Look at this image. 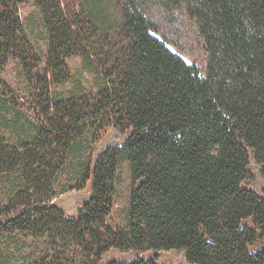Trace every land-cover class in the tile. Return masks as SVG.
Returning a JSON list of instances; mask_svg holds the SVG:
<instances>
[{
    "label": "trees",
    "instance_id": "1",
    "mask_svg": "<svg viewBox=\"0 0 264 264\" xmlns=\"http://www.w3.org/2000/svg\"><path fill=\"white\" fill-rule=\"evenodd\" d=\"M29 2L48 39L45 58L20 13ZM166 5L199 21L205 70L158 35L141 0H124L127 44L100 53L106 0H86L83 10L66 0H0V75L18 60L40 106L37 122L21 116L0 78V264H159L160 251L172 249L192 264H264V195L248 184L254 167L264 177V0ZM76 55L95 89L75 82L68 60ZM70 82L67 95L54 89ZM107 127L125 140L96 153ZM125 160L132 188L119 226ZM66 175L72 184L60 187ZM90 179L92 195L67 215L54 199ZM16 233L44 240V251L15 260L28 242L2 240ZM111 249L127 260L104 262Z\"/></svg>",
    "mask_w": 264,
    "mask_h": 264
},
{
    "label": "rangeland",
    "instance_id": "2",
    "mask_svg": "<svg viewBox=\"0 0 264 264\" xmlns=\"http://www.w3.org/2000/svg\"><path fill=\"white\" fill-rule=\"evenodd\" d=\"M66 2L71 8L77 7L78 10H83V4H85L86 0H66ZM141 2L143 3L145 12L151 18L158 20V35L166 40L169 47L184 57L186 61L195 63L201 70H205L208 61V48L206 40L200 31L199 21L187 13L182 5L167 7L169 5H166V0H141ZM106 6L108 11L107 21L98 27L99 43L96 46L98 47L97 50L99 53L102 51L110 52V50L113 52L124 44H127V39L123 35V31L121 32L119 26L120 17L124 8V0H106ZM20 13L39 53L45 58L48 54L49 45L45 30L41 25L39 9L33 2H29L21 7ZM111 26L112 28H110ZM107 34H109V40H102L103 35L105 37ZM94 40L96 41V37H94ZM68 63L75 82L80 81L87 89H95L94 74L85 66L81 56L76 55L71 57ZM0 78L7 84L14 106L22 112L21 116L37 122L40 118L39 100L36 99L34 86L30 84L23 74L21 63L16 59H12L1 73ZM75 82L63 85L56 84L54 85V89L62 93V95H67L69 90L73 88ZM6 135L13 140L15 139V135L10 127L6 130ZM124 140L125 135L120 133L115 127H107L100 135L96 153L103 151L110 144H122ZM121 169L123 178L118 187L113 212L114 220L119 226H123L126 223L130 191L132 188L129 162L126 160L123 161ZM253 173L254 175L248 181V184L260 194L264 195V177H262L255 167ZM71 184L72 181L69 182L67 175L61 178L60 187L64 185L69 187ZM91 195L92 180L90 179L82 189L75 186L63 191L54 199V202L60 204L67 215L75 216L80 204L89 199ZM5 204V192L2 189V194L0 192V208H3ZM17 240H22V242L26 240L28 242L26 246L21 242L18 243L20 251H16L15 260L19 259L20 262H23L24 257L28 258V262H31L46 247L44 240H34L31 237H24L19 233L12 235V237H7V239L4 238L2 240V246H7L10 242L14 247ZM260 243L258 242L255 246H259ZM127 258L128 256L119 250L111 249L103 257V260L104 262L112 260L123 262ZM157 262L159 264H192L186 260L184 253L177 252L173 249L160 251Z\"/></svg>",
    "mask_w": 264,
    "mask_h": 264
}]
</instances>
